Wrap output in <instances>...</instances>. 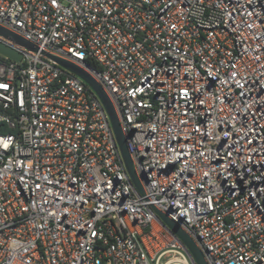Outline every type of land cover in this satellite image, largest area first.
I'll list each match as a JSON object with an SVG mask.
<instances>
[{
    "label": "built area",
    "instance_id": "2783aa9c",
    "mask_svg": "<svg viewBox=\"0 0 264 264\" xmlns=\"http://www.w3.org/2000/svg\"><path fill=\"white\" fill-rule=\"evenodd\" d=\"M0 264H264V0H0ZM85 70L112 104L133 184Z\"/></svg>",
    "mask_w": 264,
    "mask_h": 264
},
{
    "label": "water",
    "instance_id": "95a60500",
    "mask_svg": "<svg viewBox=\"0 0 264 264\" xmlns=\"http://www.w3.org/2000/svg\"><path fill=\"white\" fill-rule=\"evenodd\" d=\"M0 36L3 38L9 40L10 42L25 47L31 51H37L38 48L34 44L28 42L27 40L23 39L19 35L8 31L4 29L3 27H0ZM45 53V52H43ZM0 54L3 56L8 57L11 60L14 61H20L22 58V53L16 49L14 46L7 44L0 40ZM50 59H52L57 65L64 67L80 77L88 86H90L98 95L100 101L103 104V107L105 108L110 122L111 126L117 141V144L119 146L123 161L125 163L126 169L129 173V176L131 178V181L135 186H137L139 189L140 184L136 177V174L134 172L132 161L130 159L129 153L126 148V143L123 134L121 133L119 123L114 111V108L112 104L110 103L106 93L104 92L103 88L100 86L99 83H97L85 70L78 67L77 65L65 61L59 57H56L54 55L45 53ZM159 219H161L168 228L174 233V235L177 237V239L185 246L187 253L189 254L192 263L193 264H207L203 258V255L200 251V249L197 247L195 242L191 237H189L177 224V222L169 219L167 216H165L163 213L156 211Z\"/></svg>",
    "mask_w": 264,
    "mask_h": 264
}]
</instances>
